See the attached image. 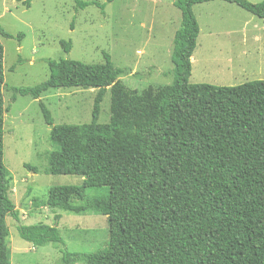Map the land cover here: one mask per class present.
<instances>
[{"label": "trees", "instance_id": "16d2710c", "mask_svg": "<svg viewBox=\"0 0 264 264\" xmlns=\"http://www.w3.org/2000/svg\"><path fill=\"white\" fill-rule=\"evenodd\" d=\"M209 1L214 0L173 1L182 21L173 41L172 85L158 99L113 92L107 123L98 122L101 102L107 87L127 73L108 52L104 63L48 59L46 80L16 87L5 81L0 39V264H10L7 217L20 221L4 161L5 115L11 110L4 91H13V100L19 94L36 99L67 87L99 88L93 120L54 124L40 102L56 146L46 171L81 175L83 181L53 186L45 205L104 215L110 237L95 251L65 248L63 264H264V79L235 86L190 82L201 30L194 6ZM224 1L264 19V0ZM75 2L77 9L106 7L96 0ZM0 33L14 37L2 27ZM62 46L72 49L71 41ZM55 218V226L19 224L18 231L35 246L65 245L61 214Z\"/></svg>", "mask_w": 264, "mask_h": 264}, {"label": "rangeland", "instance_id": "374dc122", "mask_svg": "<svg viewBox=\"0 0 264 264\" xmlns=\"http://www.w3.org/2000/svg\"><path fill=\"white\" fill-rule=\"evenodd\" d=\"M96 1L106 3L104 11L96 5L77 9L75 0H0V27L14 36L0 33V39L5 47V81L16 87L46 80L51 74L48 59L104 63L108 52L115 66L127 73L107 87L98 117V122L107 123L113 92L158 99L168 91L174 81L171 54L182 14L174 0ZM194 12L201 30L192 56L191 83L235 86L264 79V19L224 0L196 4ZM64 40L71 41V51L64 50ZM98 91L53 88L36 99L19 94L15 100L13 91H4L5 104L11 107L5 115L4 161L13 176L11 197L20 214V221L7 217L10 264H63L65 248L95 251L108 243L106 216L77 215L45 205L53 186L80 184L83 177L47 173L48 156L56 146L40 102L50 109L54 124L87 123L93 120ZM57 213L65 245L35 246L21 237L19 224L55 226Z\"/></svg>", "mask_w": 264, "mask_h": 264}, {"label": "crops", "instance_id": "0c3cea01", "mask_svg": "<svg viewBox=\"0 0 264 264\" xmlns=\"http://www.w3.org/2000/svg\"><path fill=\"white\" fill-rule=\"evenodd\" d=\"M249 53H250V51L248 50L247 53L244 55L246 57V59H248L247 58L248 57L247 55H249Z\"/></svg>", "mask_w": 264, "mask_h": 264}]
</instances>
